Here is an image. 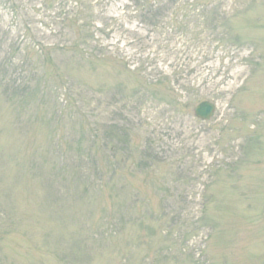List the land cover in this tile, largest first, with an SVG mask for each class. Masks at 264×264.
Here are the masks:
<instances>
[{
  "label": "rangeland",
  "instance_id": "rangeland-1",
  "mask_svg": "<svg viewBox=\"0 0 264 264\" xmlns=\"http://www.w3.org/2000/svg\"><path fill=\"white\" fill-rule=\"evenodd\" d=\"M12 1L0 264H264V0Z\"/></svg>",
  "mask_w": 264,
  "mask_h": 264
},
{
  "label": "trees",
  "instance_id": "trees-1",
  "mask_svg": "<svg viewBox=\"0 0 264 264\" xmlns=\"http://www.w3.org/2000/svg\"><path fill=\"white\" fill-rule=\"evenodd\" d=\"M7 4H9L11 7H13V10H15V11H17V9H18V7L19 6H17V5H14L15 3L12 1V0H7V2H6ZM7 32L8 31H4V29L2 28V27H0V44L3 42V40L6 38V36H7ZM2 37V38H1ZM14 44H15V46H14ZM12 45H13V49L14 50H18L19 48H20V46H21V42H19L17 39H15V41H14V38H12V42L10 43V47H12ZM27 47H28V45H27ZM76 48V47H75ZM10 57V56H9ZM8 57V58H9ZM10 59V58H9ZM85 125L88 127V130H90V135H91V137L93 138V140L95 141V143L97 144V131L94 129V128H92V125H95L90 119H88L87 121H86V123H85ZM143 152V151H142ZM144 153V158L145 157H149V158H151V159H154L153 158V154L150 152V153H145V152H143ZM106 157H107V155H106ZM156 158V157H155ZM124 162V161H123ZM156 162L155 161H151V160H146V162L143 164V163H141L140 165H137L136 166V168H133L132 169V167L133 166H131V165H129L128 166V164H126V161H125V163L123 164V167H125V168H127V169H130L131 170V172H128L129 173V175H133V171L134 172H136L137 170H139V169H141V167H145L146 166V164H148V165H150L151 167H152V165L153 164H155ZM143 165V166H142ZM154 167V166H153ZM147 168H149L148 166H147ZM96 173H97V175H98V177H97V179H98V181L101 183V184H103V187L104 186H106V184H107V182L108 181H110V182H112L116 177H120V178H124V176L126 175V174H122V175H119L118 174V170L117 169H115L114 167H113V163H112V161L110 162V164L109 165H107V168L105 169V170H103L102 168H99V171H97L96 170ZM115 174L117 175V176H115ZM136 174V173H135ZM119 175V176H118ZM119 200V199H118ZM118 200H114V202L115 203H119L118 205L119 206H125L126 207V209H125V212H126V210L129 208V209H134V207H135V204L133 203H130V205H129V201H128V197H126V198H123V199H121V201H118ZM101 209H103V207H101ZM131 221V218H129V219H126V222L127 223H129ZM122 223L124 224L125 223V221H123L122 220Z\"/></svg>",
  "mask_w": 264,
  "mask_h": 264
},
{
  "label": "water",
  "instance_id": "water-1",
  "mask_svg": "<svg viewBox=\"0 0 264 264\" xmlns=\"http://www.w3.org/2000/svg\"><path fill=\"white\" fill-rule=\"evenodd\" d=\"M215 110V105L209 101H202L198 106L196 107V114L197 116L208 119L210 118Z\"/></svg>",
  "mask_w": 264,
  "mask_h": 264
}]
</instances>
